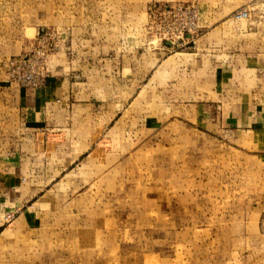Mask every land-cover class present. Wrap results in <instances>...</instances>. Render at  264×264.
<instances>
[{
	"label": "rangeland",
	"instance_id": "obj_1",
	"mask_svg": "<svg viewBox=\"0 0 264 264\" xmlns=\"http://www.w3.org/2000/svg\"><path fill=\"white\" fill-rule=\"evenodd\" d=\"M252 48L264 0H0V85L83 104L23 207L0 190V264H264V92L209 81Z\"/></svg>",
	"mask_w": 264,
	"mask_h": 264
},
{
	"label": "crops",
	"instance_id": "obj_2",
	"mask_svg": "<svg viewBox=\"0 0 264 264\" xmlns=\"http://www.w3.org/2000/svg\"><path fill=\"white\" fill-rule=\"evenodd\" d=\"M234 59L224 60L212 69L209 75L210 84L214 79L212 91L220 93V88L226 87L227 77H239L241 87L256 84L258 92H264V55L252 48ZM232 62L236 65L232 66ZM55 82L50 78L40 90L0 85V190L7 191L3 195L7 207H23L31 198L38 182L36 175L45 165L44 142L49 143L55 137L50 127L68 124L67 120L76 126L82 118L83 104L76 88ZM89 101L92 103L93 99ZM236 124L244 125L243 122ZM71 132V141H74L75 129ZM20 216L27 226L39 219L38 214L28 208L25 214L19 213L18 218Z\"/></svg>",
	"mask_w": 264,
	"mask_h": 264
},
{
	"label": "built area",
	"instance_id": "obj_3",
	"mask_svg": "<svg viewBox=\"0 0 264 264\" xmlns=\"http://www.w3.org/2000/svg\"><path fill=\"white\" fill-rule=\"evenodd\" d=\"M178 11H180L181 12V8H179L178 9ZM239 15V17H241V15H243L244 13H238ZM182 30L181 31H179L178 33H179V35H180V39L181 38H183L184 36H186L184 33H186V32H188L189 30H190V25H187V26H185V27H183V28H181ZM188 34V33H187ZM166 43H168V42H166ZM169 43H171V42H169ZM172 44V43H171Z\"/></svg>",
	"mask_w": 264,
	"mask_h": 264
},
{
	"label": "water",
	"instance_id": "obj_4",
	"mask_svg": "<svg viewBox=\"0 0 264 264\" xmlns=\"http://www.w3.org/2000/svg\"><path fill=\"white\" fill-rule=\"evenodd\" d=\"M166 45H170V43H166Z\"/></svg>",
	"mask_w": 264,
	"mask_h": 264
}]
</instances>
